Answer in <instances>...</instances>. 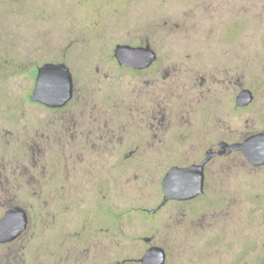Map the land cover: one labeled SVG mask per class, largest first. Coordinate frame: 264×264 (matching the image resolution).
<instances>
[{"label": "flooded vegetation", "instance_id": "flooded-vegetation-1", "mask_svg": "<svg viewBox=\"0 0 264 264\" xmlns=\"http://www.w3.org/2000/svg\"><path fill=\"white\" fill-rule=\"evenodd\" d=\"M202 2L209 5L206 0ZM186 5H183L180 16L184 20L182 28L172 30L169 26L155 24L160 20V12L148 20L151 23L148 25V38L114 45L109 64L113 67L102 68L97 65L95 69L101 77L83 79L85 89L80 97V105L85 106L83 110L75 109L79 106L77 99L80 79L67 60H49L37 66L33 73L36 75L34 88L41 65L46 62H63L72 72L74 94L66 105L50 107L31 99L33 88L28 96L31 103L52 110H61L71 104L78 105L70 116L71 132L67 136L68 141L60 143L56 157L51 161L43 158L41 133L39 136L25 138L24 148L17 160H13L8 151L0 152V221L9 210L16 207L24 210L27 217L26 228L17 237L0 239V264H84L85 259L91 255L93 258L90 264H143L141 258L153 246L165 250L167 264L168 253L159 240L175 237L172 234L175 229L169 232L170 224L181 227L187 223L203 225L197 221L198 212L203 209L202 202L198 200L210 194L207 190L209 171H216L214 167L219 160L241 154L252 167H264V164H253L241 150L213 155L205 163V186L201 194L189 199L170 198L163 203L166 196L163 180L173 166L201 164L209 152L222 148L226 150L228 145L224 144L241 142L257 133L236 139L233 129L228 128L226 133L220 131V109L225 101L229 106L232 102V110L236 106L247 108L255 103V93L249 87L241 86L235 94V70L237 67L243 69L230 49H226L230 56L228 62L223 59L213 61L203 59L202 51L181 42L175 41L172 43L173 49H165V41L158 37L161 30L177 36L186 33L189 30L185 28L187 22L190 30L197 34L198 17L201 19L203 13L196 12L198 3L188 8ZM211 10L202 9L212 19L217 12H213L212 16L209 12ZM167 14L172 15L174 11ZM118 44L149 46L154 52V60L143 67L121 62L116 56ZM159 46L164 49H159ZM94 54L95 51L90 60ZM123 76L127 78L122 79ZM88 81L91 83L88 84ZM97 81L103 83L99 85L103 87V95L97 92ZM245 88L253 91L254 99L248 105L240 106L237 104V96ZM205 108L209 109V115H204ZM151 151H157L164 157L153 160L149 156ZM82 172L86 178V191L95 199V204L91 203L93 210L79 214L76 206H66L60 212L55 199H59V191L67 186L66 178L79 176ZM159 176L160 192L156 196V205H141V198L153 197L148 188ZM123 183L126 190L121 188ZM18 195L21 197L19 201L16 200ZM109 198H129L133 201L124 207L113 204ZM172 205L174 211L177 207L181 208L180 217L177 218L174 213L169 214ZM189 205L194 208L191 215ZM163 209H167L166 215L160 223L149 222L135 214L136 211H142L154 217ZM212 212L214 215L209 225L220 216V211ZM94 213H99L95 220ZM132 220L148 224L149 231L144 234L128 231L126 223ZM261 227L260 240H263L261 244L264 245V223ZM49 232H52L53 237L45 239V243L41 242L43 234ZM125 239L132 241L124 243ZM140 241L147 245L141 256L131 255L123 248L126 244L141 245ZM241 246L244 252L246 244ZM97 248L102 252L95 253ZM248 261L244 260L242 264ZM263 261L264 256L259 264Z\"/></svg>", "mask_w": 264, "mask_h": 264}, {"label": "rangeland", "instance_id": "rangeland-1", "mask_svg": "<svg viewBox=\"0 0 264 264\" xmlns=\"http://www.w3.org/2000/svg\"><path fill=\"white\" fill-rule=\"evenodd\" d=\"M163 1L164 5L158 4ZM202 1L205 0H0V152L8 151L11 158L17 160L25 138L41 133L43 158L51 161L56 157L60 143L68 141L70 116L78 104L52 110L31 103L28 96L34 88L36 75L33 73L38 65L49 60H67L80 79L79 106L75 109L83 110L85 106L80 105L85 89L83 79L100 78L95 69L97 65L113 67L109 64L114 45L148 38V25L151 24L148 20L160 12V20L155 24L169 26L172 30L182 28L184 20L180 16L186 3V7L198 3L196 12L203 13L201 19L198 17V32L191 31L188 22L185 28L189 30L185 35L159 31L158 37L167 45L165 49L171 50L173 42H181L202 51L203 59H223L226 62L230 59L226 49H230L243 69L237 67L235 70V94L241 86L249 87L255 93V103L247 108L236 106L232 110V102L229 106L225 101L220 109V131L226 133L228 128L233 129L235 138L239 139L264 130V0H206L209 5ZM206 8L212 9L209 11L212 16L217 12L215 17L211 19L206 11H202ZM172 10L174 14H167ZM134 23L140 26L136 27ZM93 51L96 54L90 60ZM97 82V92L102 94L104 90L99 85L103 83ZM203 110L205 116L210 114L209 109ZM149 156L153 160L164 157L157 151H151ZM214 168V173L213 169L209 171L207 190L210 194L198 200L202 202L203 209L199 210L197 221L203 225L187 223L181 227L170 224L169 232L175 229L172 231L175 237L159 240L167 250V264H242L247 259L246 264H259L262 261L264 245L261 244L260 231L264 223V167L254 168L243 155L235 154L220 159ZM66 180L67 186L59 191V199H55L59 211L66 206H76L79 214L93 210L91 203L95 199L86 191L84 173ZM160 182L159 176L150 183L148 190L153 197L141 198V205H156ZM121 188L126 190L124 183ZM16 200H21V197L18 195ZM109 200L124 207L133 201L129 198ZM173 206L169 214L180 217L181 208L174 211ZM166 210H161L154 217L142 211L135 214L149 222L160 223ZM193 210L189 205L190 215ZM212 211H220V216L209 225L214 215ZM93 217L95 220L99 213H94ZM126 226L134 234L149 231L148 224L141 220L129 221ZM51 237L52 232L45 233L41 242L45 243V239ZM131 241L125 239L124 243ZM140 243L134 246L126 244L123 248L131 255L141 256L147 245L144 241ZM243 243L246 244L244 252ZM99 252L102 251L97 248L95 253ZM92 258V255L88 256L84 264H90Z\"/></svg>", "mask_w": 264, "mask_h": 264}, {"label": "water", "instance_id": "water-1", "mask_svg": "<svg viewBox=\"0 0 264 264\" xmlns=\"http://www.w3.org/2000/svg\"><path fill=\"white\" fill-rule=\"evenodd\" d=\"M149 46H132L118 44L116 56L119 61L137 67L148 65L154 60V52ZM74 94V81L70 68L63 62H46L38 68L37 80L31 99L39 101L50 107L66 105ZM254 99L251 89H243L237 96V104L248 105ZM228 145V149L209 152L201 164L190 167L173 166L163 180V189L166 193L165 200L170 198L189 199L201 194L205 186V163L217 154L241 150L255 165L264 164V131L252 134L241 142ZM27 225V217L20 207L8 211L0 221V239L9 240L17 237ZM166 253L162 247L149 248L141 258L143 264H165ZM264 264V261L263 263Z\"/></svg>", "mask_w": 264, "mask_h": 264}]
</instances>
